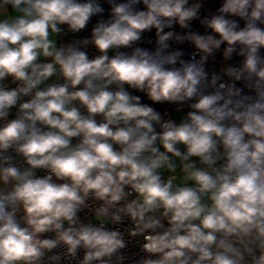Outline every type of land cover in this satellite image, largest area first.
I'll list each match as a JSON object with an SVG mask.
<instances>
[{"label":"clouds","instance_id":"obj_1","mask_svg":"<svg viewBox=\"0 0 264 264\" xmlns=\"http://www.w3.org/2000/svg\"><path fill=\"white\" fill-rule=\"evenodd\" d=\"M0 264H264V0H0Z\"/></svg>","mask_w":264,"mask_h":264},{"label":"built area","instance_id":"obj_2","mask_svg":"<svg viewBox=\"0 0 264 264\" xmlns=\"http://www.w3.org/2000/svg\"><path fill=\"white\" fill-rule=\"evenodd\" d=\"M158 108L160 107V106H157Z\"/></svg>","mask_w":264,"mask_h":264}]
</instances>
